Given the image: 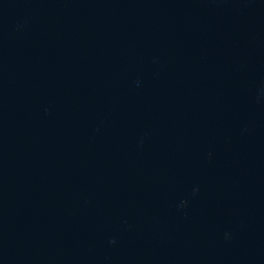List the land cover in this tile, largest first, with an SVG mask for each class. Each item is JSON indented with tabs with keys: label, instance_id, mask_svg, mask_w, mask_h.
I'll return each mask as SVG.
<instances>
[{
	"label": "water",
	"instance_id": "water-1",
	"mask_svg": "<svg viewBox=\"0 0 264 264\" xmlns=\"http://www.w3.org/2000/svg\"><path fill=\"white\" fill-rule=\"evenodd\" d=\"M0 264H264V0H0Z\"/></svg>",
	"mask_w": 264,
	"mask_h": 264
}]
</instances>
